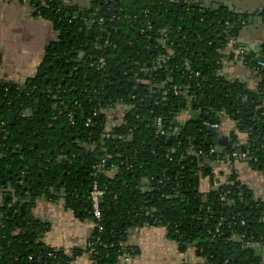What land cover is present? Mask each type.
Returning <instances> with one entry per match:
<instances>
[{
    "label": "trees",
    "instance_id": "16d2710c",
    "mask_svg": "<svg viewBox=\"0 0 264 264\" xmlns=\"http://www.w3.org/2000/svg\"><path fill=\"white\" fill-rule=\"evenodd\" d=\"M34 5L61 36L28 83L0 79V188L12 187L19 197L34 191V200L61 197L64 188L66 208L94 221L92 174L103 163V229L94 228L86 250L93 264H125L122 257L137 254L128 231L146 224L166 228L181 251L194 248L203 264H261L255 250L264 247L260 201L234 176L200 191L202 179L216 180L215 160L241 159L264 171L260 93L220 74L223 51L250 17L177 0H91L83 9L63 0ZM100 57L103 69L96 67ZM188 106L198 117L176 127ZM221 112L248 141L235 146L233 133L223 154L211 153L205 117ZM64 148L65 163L58 160ZM19 207L0 203V264H75L84 252L46 245V225L32 204L24 213Z\"/></svg>",
    "mask_w": 264,
    "mask_h": 264
},
{
    "label": "crops",
    "instance_id": "0c3cea01",
    "mask_svg": "<svg viewBox=\"0 0 264 264\" xmlns=\"http://www.w3.org/2000/svg\"><path fill=\"white\" fill-rule=\"evenodd\" d=\"M34 1L0 0V79L13 84L28 83L42 65L49 47L61 36V32L53 23L37 13ZM63 1L83 9L91 0ZM191 1L195 2V0H184V3ZM177 2L181 5L180 0ZM201 2L210 9H224L247 14L250 17L237 41L230 42L223 51L220 74L226 81L241 83L249 91L260 93L261 106L264 108V71L254 64L258 61L257 56L264 55V0H201ZM241 48L244 53L239 52ZM126 108L124 105L122 110L115 114L121 116ZM189 110L177 118L180 124L195 116L196 113H189ZM213 117L218 119L215 127L220 132V137L228 138V145L234 141L233 133L237 135L235 146H243L247 143V133L237 130L236 121L231 115L221 112ZM208 124L206 121V125ZM207 139H210V136ZM211 165L215 169L216 180L212 183L210 177L202 179L200 184L202 193H208L221 184L229 183L234 176L247 187L256 201H260L264 209V171L253 168L241 159L234 160L233 164L215 160ZM10 188L7 190L8 194L13 196L15 203L22 204L21 198L16 195L12 187ZM32 213L46 225L42 236V241L46 245L62 249L69 255H72L74 250L83 251L84 253L75 260V264H93L90 255L86 252L94 234L93 221L77 216L73 210L66 208L61 197L38 198ZM128 233V243L136 249L137 254L125 264H203L205 262L203 258L197 256L194 248L181 251L175 238L162 226L148 224L136 226ZM259 251L257 255L261 258V264H264V247H260Z\"/></svg>",
    "mask_w": 264,
    "mask_h": 264
},
{
    "label": "built area",
    "instance_id": "2783aa9c",
    "mask_svg": "<svg viewBox=\"0 0 264 264\" xmlns=\"http://www.w3.org/2000/svg\"><path fill=\"white\" fill-rule=\"evenodd\" d=\"M232 43H235V40H231ZM240 53H244V50L239 49ZM106 65V59L105 57H100L99 61L96 63V67L97 69H103V67ZM256 67L258 69H261L264 71V61L258 60L256 62ZM70 122L72 124L75 123V120L73 119V116L70 117ZM90 122V120H89ZM89 122L87 123V125H89ZM156 124L158 127L162 126V118L159 117L156 121ZM215 150V148H212L211 153H213ZM235 157H239V154L237 152L234 153ZM242 157H247V153H242L241 154ZM103 167V163L101 164H97L95 166L96 170L93 171V184L91 186V191H90V196H89V200L91 203V213L93 215V225L94 228L99 229V231H102L103 227H102V222L104 220V215H103V209L101 207V202H102V198L105 195V190L103 188L100 187L99 184V180H98V174H99V169ZM242 224H245L244 221H242ZM220 229H217V232H219ZM122 260L124 263H127L130 258L129 257H122Z\"/></svg>",
    "mask_w": 264,
    "mask_h": 264
},
{
    "label": "water",
    "instance_id": "95a60500",
    "mask_svg": "<svg viewBox=\"0 0 264 264\" xmlns=\"http://www.w3.org/2000/svg\"><path fill=\"white\" fill-rule=\"evenodd\" d=\"M180 2H181V5L183 6L184 5V0H180ZM195 3H196V5H200L202 2H201V0H195ZM202 7L203 8H207V7L203 6V5H202ZM88 34H90V35L92 34V29H88ZM257 59L261 60V61H264V55L257 56ZM195 102H196V98L192 97L191 105L195 104ZM188 110H189V113L194 114V111H192L190 106H188L186 108V111H188ZM10 118H11L10 122L14 123L15 115L12 114L10 116ZM205 119L209 123L207 125V128H208V131L210 132V135H209L210 139H207L206 143L209 144L210 146H212L213 148H216L215 150H216L217 153L223 154L225 149L228 146V138L227 137H220V132L217 130V127H215V124L218 123V119L217 118H215L213 116L211 117V115H207L205 117ZM175 125H176V127L180 126L179 120H176ZM167 135H168V138L171 139L175 135V132L172 131V130L168 131ZM255 250H256V252H260L259 248L255 249Z\"/></svg>",
    "mask_w": 264,
    "mask_h": 264
},
{
    "label": "flooded vegetation",
    "instance_id": "af4514ba",
    "mask_svg": "<svg viewBox=\"0 0 264 264\" xmlns=\"http://www.w3.org/2000/svg\"><path fill=\"white\" fill-rule=\"evenodd\" d=\"M184 4H186V3H184ZM187 4L188 5H196V3L195 2H193V1H191V2H187ZM87 34H88V30H87ZM89 36H91L90 34H88ZM94 62H92L91 64H93ZM26 115L27 116H30L31 115V112H30V110H27L26 111ZM194 113H196V112H194ZM12 114H14V113H11L10 114V116L12 115ZM15 115V114H14ZM195 117H198V114H195ZM9 120L11 121V118L9 117ZM16 122V116H15V120H14V123ZM65 148L64 149H61V153L62 154H60L59 156H58V160L60 161V162H63V163H65L66 161H67V155L65 154ZM69 150H67V152H68ZM27 173L26 172H22V174H21V179H20V184H23L24 183V180H25V175H26ZM24 178V179H23ZM8 189H11L10 187H4V186H2L1 188H0V203H2L3 205H9V206H14V205H17V204H19V208H20V210L24 213L25 212V208H24V206L25 207H28V205H31L32 204V206L34 207V206H36V204H37V201H38V198H41V197H38L36 200H34L33 198H32V196H33V194H35V192L34 191H28L27 192V194L25 195V196H22V197H20L21 198V201H22V204H20L19 202H17V203H15L14 202V198H13V196H11L10 194H8V192H7V190ZM56 190H57V188H55ZM88 189H90V185L88 186ZM59 191H60V196L62 197V196H66V197H68V195H67V191L64 189V188H60V189H58ZM13 191H14V188H13ZM58 192V191H57ZM59 193V192H58ZM58 195V194H57ZM63 199V198H62ZM17 200V199H16Z\"/></svg>",
    "mask_w": 264,
    "mask_h": 264
}]
</instances>
